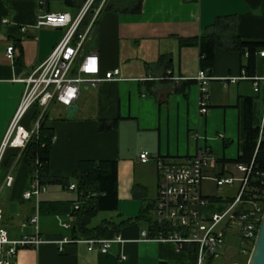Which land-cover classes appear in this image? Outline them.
I'll return each instance as SVG.
<instances>
[{"label":"crops","instance_id":"obj_1","mask_svg":"<svg viewBox=\"0 0 264 264\" xmlns=\"http://www.w3.org/2000/svg\"><path fill=\"white\" fill-rule=\"evenodd\" d=\"M85 1L0 0V148L24 88L18 78L49 54L65 30L36 27L38 12L74 15ZM133 2L93 0L79 27L87 29L81 53L95 49L101 72L118 67V78L79 84L72 116H66L61 105L55 113L48 109L43 119L54 134L48 160L52 175L71 174L80 160L116 161L117 207L98 211L88 227L104 223V236H118L121 242H112L102 253L88 250L82 241L88 237L73 239L74 205L82 201L77 188H68L76 183L73 177L68 184H45L37 197L24 199L23 193L36 177L20 161L24 147L7 146L0 158V223L11 239L36 233L44 239L19 249L12 264H192L189 252L174 242L141 238V232L150 227L147 220L137 217L152 206L156 195V157L182 158L202 147L213 158L207 177L239 175L238 164L218 160L234 159L242 150L247 100L252 124L262 127L264 55L258 54L260 48L255 50L254 73L248 75L243 68L246 50L215 44L213 66L205 68L213 76L207 84L208 109L200 113V90L194 78L202 68L199 46L186 40L215 30L213 23L221 16L234 21L241 38L264 41V0H141L137 11L129 10ZM9 44L14 48L11 58L6 56ZM112 120L115 126L100 130L101 121ZM21 122L31 125L32 109L25 111ZM143 151L150 154L146 162L139 160ZM7 177H11L10 184ZM228 187L236 190V183ZM204 194L209 199L218 197ZM220 198L212 199L215 203L206 205L203 213L222 209ZM34 214L36 224L29 223ZM233 238L237 237L226 238L221 263L245 262L238 253L240 245L231 243Z\"/></svg>","mask_w":264,"mask_h":264},{"label":"built area","instance_id":"obj_2","mask_svg":"<svg viewBox=\"0 0 264 264\" xmlns=\"http://www.w3.org/2000/svg\"><path fill=\"white\" fill-rule=\"evenodd\" d=\"M92 2L86 0L74 15L66 11L38 12L36 27L61 26L65 30L49 54L34 65L26 76L18 78L24 83V88L2 140L0 158L5 147H25L30 138L37 137L44 114L52 104L59 103L66 108L75 103L80 83L94 85L106 79L118 78V67L101 72L99 55L95 49L81 53L87 29L80 30L79 27ZM99 8L95 9L96 13ZM13 49L12 44L7 45V57H12ZM258 54L264 55V47L258 50ZM194 78L200 90L198 110L205 113L208 109L207 84L213 76L205 68H199ZM254 88H258L257 81H254ZM34 105L38 113L31 125L26 127L21 118ZM196 137L199 136L196 134ZM218 137H223V134L219 133ZM149 158L147 151L139 154L141 162ZM212 164V156L202 147L194 155L182 158L156 157L158 183L154 201L148 210V218L154 229L143 230L141 238L171 241L182 249L184 244H195L192 264H246L264 210V182L263 188L249 185L251 164H238L239 175L207 177L206 171ZM204 179L212 180L217 188L236 183L235 194L229 197L231 200L224 199L223 208L209 214H204L203 208L215 202L206 197L202 190ZM10 182L11 177H7L6 183ZM68 188L75 190L76 184L71 183ZM43 189L44 186L39 184L36 177L30 189L23 193V198L37 197ZM78 206L79 203H76L74 208ZM28 221L36 224L37 214ZM230 235L239 239L238 253L245 257V262L237 259L220 262L226 238ZM43 241L37 233L11 239L0 223V264H12L19 249L36 246ZM82 241L87 243L88 250L96 248L106 253L112 242H121V239L113 236Z\"/></svg>","mask_w":264,"mask_h":264},{"label":"trees","instance_id":"obj_3","mask_svg":"<svg viewBox=\"0 0 264 264\" xmlns=\"http://www.w3.org/2000/svg\"><path fill=\"white\" fill-rule=\"evenodd\" d=\"M141 0H134L129 10L137 11ZM108 5H106L107 7ZM230 18V17H227ZM224 17H217L214 21L215 30L201 34L199 37L186 40L199 46L200 66L211 68L214 63V47L217 42L222 46L244 49L247 52V62L243 68L248 75L254 73L255 50L264 47L263 40H247L241 38L235 32L234 21ZM80 29V28H79ZM32 120L38 113L36 105L32 106ZM116 120L110 122L101 121L100 130H108L115 126ZM242 150L234 159H221V163L251 164V174L249 185L263 188L264 182V119L262 127L254 126L251 120V103L247 100L244 122H243ZM52 127L45 125L42 121L37 137H32L20 152V161L29 165L32 177H37L40 185L45 184H68L70 177L76 179V188L82 193L79 206L74 208L75 216L73 239L77 237L102 238L105 237L107 226L101 223L95 227H88L90 219L98 212L103 210H115L117 207V182H116V161L108 159L99 160H80L77 168L65 177L54 176L48 167L49 152L53 137ZM214 200L222 201L220 197H212ZM228 200H231L229 198ZM61 206L60 204H57ZM146 206L137 218L147 220L149 227L153 230L154 226L148 218ZM183 249L190 254L191 261L195 253V244H184ZM159 264H166L160 262Z\"/></svg>","mask_w":264,"mask_h":264},{"label":"water","instance_id":"obj_4","mask_svg":"<svg viewBox=\"0 0 264 264\" xmlns=\"http://www.w3.org/2000/svg\"><path fill=\"white\" fill-rule=\"evenodd\" d=\"M242 52H244V49H242ZM76 109V103L66 106V116H72ZM246 264H264V210L262 212L253 246Z\"/></svg>","mask_w":264,"mask_h":264},{"label":"rangeland","instance_id":"obj_5","mask_svg":"<svg viewBox=\"0 0 264 264\" xmlns=\"http://www.w3.org/2000/svg\"><path fill=\"white\" fill-rule=\"evenodd\" d=\"M82 84V83H80ZM51 108V107H50ZM49 108V111L55 113L58 109L61 110V105L58 103V104H55L53 109H50ZM202 190L204 193H208V194H211V195H215V196H220V197H223V200L226 198L227 195H233L235 194V188H229L228 186H222L220 189L217 188L214 184V182L210 179H205L203 180V183H202ZM102 215H99L96 219L98 220V218H101ZM228 240V239H227ZM231 243L233 244V246H239L240 245V242L237 238H233V239H230ZM230 243V244H231Z\"/></svg>","mask_w":264,"mask_h":264}]
</instances>
